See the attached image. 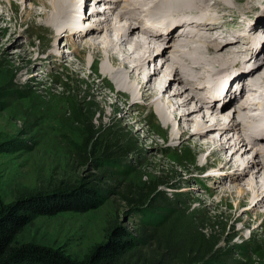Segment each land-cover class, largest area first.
Listing matches in <instances>:
<instances>
[{
	"label": "rangeland",
	"instance_id": "374dc122",
	"mask_svg": "<svg viewBox=\"0 0 264 264\" xmlns=\"http://www.w3.org/2000/svg\"><path fill=\"white\" fill-rule=\"evenodd\" d=\"M33 1L0 0V13L3 12V20L0 19V203L37 187V183L55 176L57 172H65L70 180H83L103 189L104 199L85 211L61 210L52 215H39L23 227L20 238L60 248L70 256L81 258L104 238L107 229L114 224L132 234L142 233L138 211L123 199L124 194L134 197L137 192L144 197L142 206L159 214L153 221L149 217L148 221L152 224L150 226H161L156 229L147 227V233L168 238L174 243L175 252L182 251L184 244H192L196 247V255L217 264H264V202L252 209L254 196L250 199L241 197V193L231 188L233 183L218 182L217 178L229 179L233 175L235 169L231 164L210 160L203 165L200 156H206V153L188 158L189 148L195 141L209 142L213 137H219L218 132L205 130L199 139L192 136L195 127L190 121L192 124L187 127L190 138L175 137L167 141L161 134L164 126L157 128L146 118L148 103H127L129 112L124 116L115 114L109 104L115 100L114 94L102 98L103 93L99 89L101 79L92 80V71L89 74L83 70L70 72V62L77 60L78 55L77 52L71 53L70 49L81 38L69 35L68 40L64 31L56 42L57 52L62 51V58L57 53L50 54L55 50V46L50 45L57 34L38 21L32 22L31 10L44 11ZM88 1L81 25L97 24L105 32L102 21L98 24L92 15L95 13L94 16L100 17L102 10L91 12V4L102 8L115 3L110 0ZM234 2L238 7L244 0ZM257 2L260 5L262 0H250L253 9L243 7L231 12L219 4L222 8L216 12L223 11L225 18L246 22L248 18L255 17ZM259 16L261 14L257 18ZM222 21L220 23H224ZM253 29L251 32L255 33L256 29ZM240 39L246 41L245 38ZM252 40L253 45H256L255 41L261 42L254 37ZM238 44L235 48L240 50L242 46ZM35 49L37 51H33ZM29 51H33L37 58L29 59ZM158 59H154L156 66L160 63ZM148 67V70L152 68L150 63ZM198 75L202 73L198 72ZM166 82H169V76ZM194 87L200 90L201 86ZM51 92H62L59 100L66 99L62 106L65 111L73 112L71 116L59 118L60 115L50 114L58 107L52 106ZM172 100L177 101L174 97ZM39 106L46 110L45 115L38 114L44 111L40 112ZM118 107L121 109L120 105ZM104 140L106 146L117 143L110 146L109 151L118 150L114 160L120 167H102L92 155L77 158L75 153L79 143H91L96 150ZM254 146L259 147V144ZM252 150L243 157H257ZM228 155L230 152L226 150V157ZM249 179V175L244 176L238 181V186L250 190L246 184ZM229 184L232 197L229 192H223ZM162 207L167 210L160 213ZM136 251L142 253L147 250L142 247L132 249V252Z\"/></svg>",
	"mask_w": 264,
	"mask_h": 264
},
{
	"label": "bare ground",
	"instance_id": "6f19581e",
	"mask_svg": "<svg viewBox=\"0 0 264 264\" xmlns=\"http://www.w3.org/2000/svg\"><path fill=\"white\" fill-rule=\"evenodd\" d=\"M210 1L110 0L112 4L115 3L114 6L103 5L102 8L91 4V12L102 10L100 17L94 16L95 13L92 15L98 24L102 21V30L105 32L97 24L81 25L88 0H34L33 3L44 11L41 13L40 9L31 10L34 19H30L33 23L34 20L38 21V24L56 31L57 36L50 45L53 48L55 46V50L50 54L57 53L60 58L62 51L57 52L56 47L59 34L65 31L68 40L69 35L82 40L86 37L70 49L71 53H78L77 60L70 62V72L83 70L89 71V74L92 71V80L101 79L99 89L103 93L102 98L114 94L115 100L109 104L115 114L122 113L124 116L129 112L127 103H148L146 118L153 121L157 128L164 126V131L160 132L167 141L175 137L190 138L187 131V127L192 124L190 121L195 127L192 136L199 139L205 134V130H211V133L216 130L219 137H213L209 142L195 141L193 147L189 148L190 151L188 150V158L206 153V156H200L201 163L204 161L203 165L210 160L231 164V168L235 169L233 175L229 179L217 178L218 182L233 183L231 188L241 193V197L250 199L254 196L255 202L251 205L253 209L264 202V1L260 5L257 2L255 17L248 18L246 22L236 21L238 18H225L226 13L216 10L222 8L219 4L231 9L230 12L239 11L243 7L253 9L250 0H244L241 3L243 5L238 7L234 0H212L213 4ZM259 14L261 17L257 18ZM0 19L3 20V12L0 13ZM253 28L256 29L255 33L251 32ZM253 37L261 39L259 47L255 48V44H252ZM240 38H245L246 41ZM237 42L242 46H239L240 50L235 48ZM33 51L27 52L32 60L37 58ZM250 52L251 55L247 54ZM154 57L159 58L157 66ZM149 63L152 68L148 70ZM235 71L239 73L236 75L239 81L235 83L238 87L229 85L225 89L224 97L217 100L219 104L222 103L219 107L214 103L207 104L206 98L211 94L209 86L221 82V73L229 75ZM198 72L202 75H198ZM194 86H201L200 90ZM241 90L244 91L241 96L231 106L224 107ZM51 93L49 98L54 103L51 105L58 107L52 109L50 114L60 115L59 118L71 116L73 112L65 111L62 106L66 99L59 100L62 92ZM164 93L168 95L165 96ZM172 97L177 101H173ZM192 102L194 105L190 106ZM59 105L62 106L61 109ZM38 110H44L38 114L45 115L46 110L42 106ZM255 111H259V114L254 118L252 112ZM258 144L259 147L254 146ZM226 150L230 152L227 157ZM250 150L257 157L244 158L243 155H247ZM246 175L250 177L246 183L250 190L238 186V181ZM228 186L223 188L226 194L230 190V184ZM229 196H233L232 192H229Z\"/></svg>",
	"mask_w": 264,
	"mask_h": 264
},
{
	"label": "trees",
	"instance_id": "16d2710c",
	"mask_svg": "<svg viewBox=\"0 0 264 264\" xmlns=\"http://www.w3.org/2000/svg\"><path fill=\"white\" fill-rule=\"evenodd\" d=\"M100 145L93 150L91 143H79L75 154L80 159L92 155L102 167H120L118 161L114 160L118 150L109 151V147L116 146L117 143L106 146L104 140ZM57 173L44 182L37 183V187L16 194L8 202L0 203V264H217L196 255L195 245L184 244L182 251L175 252V245L168 238L157 233H147L149 228L161 226H150L152 224L148 221L149 217L153 221L159 214L143 207L144 197L137 192L134 197L124 194L123 199L140 215L139 222L143 226L139 235L114 224L107 229L104 238L81 258L70 256L60 248L21 239L23 227L39 215H52L61 210L85 211L103 201V189L83 180H70L65 172ZM165 210L167 208L162 207L160 213ZM135 247L146 248L147 251L132 252Z\"/></svg>",
	"mask_w": 264,
	"mask_h": 264
}]
</instances>
